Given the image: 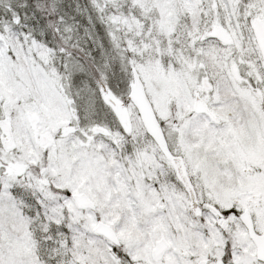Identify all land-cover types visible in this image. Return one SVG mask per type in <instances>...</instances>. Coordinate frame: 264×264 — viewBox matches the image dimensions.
<instances>
[{
  "label": "snow or ice",
  "instance_id": "6c2138e0",
  "mask_svg": "<svg viewBox=\"0 0 264 264\" xmlns=\"http://www.w3.org/2000/svg\"><path fill=\"white\" fill-rule=\"evenodd\" d=\"M0 264H264V0H0Z\"/></svg>",
  "mask_w": 264,
  "mask_h": 264
}]
</instances>
